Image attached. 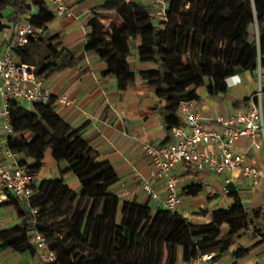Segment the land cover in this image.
Returning <instances> with one entry per match:
<instances>
[{
    "label": "trees",
    "instance_id": "16d2710c",
    "mask_svg": "<svg viewBox=\"0 0 264 264\" xmlns=\"http://www.w3.org/2000/svg\"><path fill=\"white\" fill-rule=\"evenodd\" d=\"M163 1L167 5L166 19L156 22L151 4L105 0L100 9L113 13L123 24L112 19L110 31L91 27L84 50L98 56L106 65L101 75L112 76L124 90L135 77L127 57L130 41L138 37L140 62L155 65L139 74L161 101L159 113L164 128L170 131L182 124L177 114L179 103L198 100L199 86L206 85L207 93L216 95L227 87V77L244 71L253 73L263 64L264 0ZM3 11L8 12L3 16ZM0 16L13 25L14 31L22 23L43 31L54 18L46 0H0ZM38 40L45 41L48 55L39 62L35 74L48 79L60 67L47 58L64 51L59 48V32L45 38L30 37L23 47L12 50L16 61L35 64L28 47ZM55 96L48 103H34L32 109L8 100L13 133L6 137V144L13 153H25L34 159L32 164L17 159L18 164L37 172L49 147L53 159L67 166L60 170L59 177L34 185L30 207L14 197L5 201L22 220L0 230V249L27 251L35 259L33 264H176L179 249L183 262L207 253L219 258L251 223L261 232L258 242H264V208L248 210L234 189L228 193L231 205L212 211L206 223H194L178 211L152 210L133 199L121 200L109 190L118 180L117 173L108 161L99 159L83 127L72 128L54 111ZM17 132L18 137L13 135ZM67 174L77 179L79 193L64 182ZM182 190L196 195L202 189L191 184ZM32 208L37 209L35 215ZM36 231L45 236L55 260L39 257ZM248 250L238 248L232 256L240 258Z\"/></svg>",
    "mask_w": 264,
    "mask_h": 264
},
{
    "label": "crops",
    "instance_id": "0c3cea01",
    "mask_svg": "<svg viewBox=\"0 0 264 264\" xmlns=\"http://www.w3.org/2000/svg\"><path fill=\"white\" fill-rule=\"evenodd\" d=\"M104 1L64 0L70 8V15L56 12L49 7L54 14L53 20L48 23L45 30L37 29L31 38L35 39L38 36L45 38L59 32L61 39L59 48H63L64 51L56 57L47 58L60 68L48 79L42 80L56 96L66 93L71 98L70 104L54 100V111L72 128L83 127V134L89 140L90 146L97 151L99 159L108 161L117 173L118 180L109 187V190L121 200L133 199L138 204H147L152 210L163 209L165 185L161 179L149 178L152 166L142 147L144 142L159 145L170 141V131L164 128L159 113L162 103L143 84L139 74L141 70L154 68L155 65L140 62L139 38L132 39L127 61L135 77L124 90H120L112 76L101 75V71L106 67L105 63L98 56L88 54L84 50L91 27L108 31L111 19L104 15L107 12L100 9ZM142 2L150 4L149 1ZM7 12L3 11L1 14L4 16ZM0 23L3 24V26L0 24V50L3 51L11 47L15 31L13 25L7 23L2 16ZM28 49L32 57L40 63L48 55L44 40L32 41ZM14 58H16L15 53ZM236 75L238 76L230 78L231 85L216 95H209L206 85L196 89L199 99L191 101L190 107L205 127L221 132L222 126L209 120V117L217 114L225 117L244 109L256 99L258 91L262 94L261 103L264 112V62L253 73L244 71ZM188 131L189 127L185 126V132ZM199 148L206 152L216 150L212 145L200 144ZM232 148L235 152L243 154L247 163L259 167L264 173V136L261 133H257L254 138L246 136L237 138ZM15 158L27 164L34 162V159L25 153L15 154ZM48 162L49 170L45 172L43 161L41 168L35 172L36 186L43 179L59 177L60 170L67 166L64 161L55 165L51 159H48ZM176 172L180 177L181 192L177 211L194 223H206L210 220L212 211L228 208L232 203V198L228 195L230 189L237 191L248 210L257 206L264 208V176L255 181L252 177H245L241 167L216 174L206 169L196 170L185 163L180 164ZM225 178L230 179L227 185ZM76 180L71 174L64 177V182L71 188L70 183L74 181L76 183L74 191L79 192L80 186ZM144 181L150 182L157 195L156 198L150 197L143 190ZM191 184L200 185L201 192L196 195L186 194L182 189ZM224 187L227 190H224ZM226 197L228 199H225ZM21 220L13 206L6 202L0 203V230L19 224ZM258 240L259 237H254L244 242L242 236L235 238L229 250L217 258L219 263L263 264V243L255 244ZM246 247L249 250L244 256L240 258L232 256L238 248ZM37 252L41 258L40 252L38 250ZM180 257L179 249L176 264H194L183 262ZM34 261V257L27 251L0 249V264H33Z\"/></svg>",
    "mask_w": 264,
    "mask_h": 264
},
{
    "label": "built area",
    "instance_id": "2783aa9c",
    "mask_svg": "<svg viewBox=\"0 0 264 264\" xmlns=\"http://www.w3.org/2000/svg\"><path fill=\"white\" fill-rule=\"evenodd\" d=\"M123 1L129 3L132 0ZM141 1H149L154 7L153 15L156 22L166 19L167 5L163 0ZM46 3L56 12L70 15V8L64 0H46ZM36 30L30 24H20L15 31L11 47L7 50H0V203L14 197L22 201L26 207L31 205L36 175L28 167L18 164L15 153L6 144V137L13 133L9 121L8 100L25 101L31 105L34 103L44 104L48 103L53 95L44 81L37 77L33 65L16 61L14 58L13 47H23L28 43L29 38L35 35ZM233 76L228 77V80ZM229 85L231 84L229 83ZM261 95V91H258L256 99L252 100L247 107L228 116L211 115L209 120L219 123L222 126L221 132L205 127L201 119L192 112L190 102L182 101L177 108V114L182 124L170 130V141L159 145L149 142L142 144L152 166L149 178L161 179L165 185V209L175 212L181 201L180 177L176 169L182 163L190 165L196 170L206 169L216 174L241 167L242 174L245 177H252L255 181L264 176L259 167L247 163L244 155L235 152L232 148L234 141L239 137L254 138L257 133L264 136V112ZM55 100L65 104L72 102L66 93L56 96ZM185 126L189 127L188 132H185ZM200 144L212 145L216 150L206 152L199 148ZM224 181L227 185L230 179L225 178ZM142 188L150 197H157L149 181H144ZM224 190L227 188L224 187ZM32 213L35 215L37 209L32 208ZM31 221L35 222V216ZM34 242L43 260H55V253L48 248V243L42 233L34 232ZM190 262L220 264L219 260L214 257V253L204 254ZM262 263L264 264V242Z\"/></svg>",
    "mask_w": 264,
    "mask_h": 264
},
{
    "label": "rangeland",
    "instance_id": "374dc122",
    "mask_svg": "<svg viewBox=\"0 0 264 264\" xmlns=\"http://www.w3.org/2000/svg\"><path fill=\"white\" fill-rule=\"evenodd\" d=\"M188 7V6H187ZM104 15H106L107 17H109L111 20L113 19L115 22H117L119 25H122L123 23L121 22V19H119V18H116V17H114V14L113 13H111V12H107V13H105ZM111 20H110V22H111ZM109 22V23H110ZM109 25V24H108ZM108 31H110V29L108 28ZM35 61H36V65H34V68H35V70H36V67H37V65L39 64V60L37 61L36 59H35ZM24 108H26V109H32L33 107H35V105H31L30 103H27V102H25V101H20L19 102ZM0 123H1V120H0ZM14 136H19V132H17V133H14L13 134ZM16 155L18 154V153H15ZM48 159H51V161L53 162V164L55 165V163H57L55 160H53V157H52V155H51V152H50V149H49V147H46V150H45V155H44V159H43V161L45 162V172L47 171V170H49L48 168L50 167V163L48 162ZM72 175V174H71ZM73 177H74V179H76L75 178V176L73 175ZM77 181V180H76ZM71 185H72V189L74 190V187L76 186V183H74V181L72 182V183H70ZM76 194L77 193H79L78 191H74ZM225 199H228L227 197L225 198ZM224 229H226V226H224L223 227ZM240 234H238V235H236L235 236V238H238V237H240V236H242V239H243V241L244 242H248L249 240H251L252 238H254V237H259L260 236V231H259V228H258V226L257 225H255L254 223H251L245 230H242V231H240L239 232ZM64 234V232H60L59 233V235H63ZM255 244H260L259 242H256ZM81 253H84V254H87L86 252H84V251H81ZM165 259H166V255L164 254V258H163V262H165Z\"/></svg>",
    "mask_w": 264,
    "mask_h": 264
},
{
    "label": "clouds",
    "instance_id": "9594fccd",
    "mask_svg": "<svg viewBox=\"0 0 264 264\" xmlns=\"http://www.w3.org/2000/svg\"><path fill=\"white\" fill-rule=\"evenodd\" d=\"M235 76H238V75H235ZM225 84H226V86H229V80H228V77L225 79Z\"/></svg>",
    "mask_w": 264,
    "mask_h": 264
}]
</instances>
